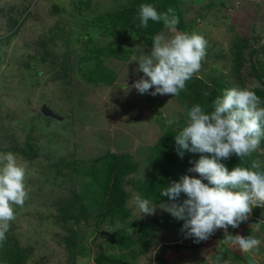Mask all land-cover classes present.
<instances>
[{
  "label": "rangeland",
  "instance_id": "1",
  "mask_svg": "<svg viewBox=\"0 0 264 264\" xmlns=\"http://www.w3.org/2000/svg\"><path fill=\"white\" fill-rule=\"evenodd\" d=\"M75 1L79 0H0V154L16 155L17 162L26 168L25 186L29 189L23 207L13 206L15 219L9 222L10 238L18 242L25 255L19 264H97L102 254L119 251L110 247L108 237L101 233L111 234L117 228L126 230L135 241L128 257L131 264H169L166 260L173 261L167 256L168 248L173 246L177 264H224L225 260L228 264H264V207H252L248 218L252 215L257 220L247 219L236 228L229 226L227 234L217 229L200 241L188 235L184 220L160 208L162 203H155V214L141 215L134 199L138 194L135 184L149 171L150 149L163 134V123L185 127L190 109L172 94L153 96L150 93L154 88L140 94L132 87L144 76L137 71L136 57L150 54L152 48L142 41L126 42L133 44L134 53L128 62L116 66L119 78L112 86L96 87L85 82L76 67L86 50L71 31L88 32L97 43L119 40L102 35L101 29L86 20L130 0H92L83 11H77ZM180 5L187 27L182 32L195 31L207 41L206 57L192 77L209 85L219 78L232 86L264 91V72L258 70L257 77L250 75L252 62L247 61L239 78L233 60L236 42L244 46L246 59L249 55L255 62L264 59V0H181ZM11 17L25 20L17 28L10 23ZM161 32L173 35L168 29ZM43 41H47L46 47L41 46ZM74 48L72 68L64 72L60 58ZM45 50L49 54L44 61L41 56ZM44 104L63 119L46 116L42 112ZM26 147L36 154H21ZM260 149H264V138ZM109 150L129 153L139 162L138 170L123 183L124 190L131 193L126 205L131 213L126 222L118 218L101 220L98 229L93 215L83 218L86 221L75 227L81 234V246L73 261L63 241L71 218L65 220L58 206L81 194V180L75 168L70 170L71 162L88 165ZM249 157L250 161H264V151ZM256 223H261L258 230H252ZM227 235H252L262 243L259 251L246 253Z\"/></svg>",
  "mask_w": 264,
  "mask_h": 264
},
{
  "label": "clouds",
  "instance_id": "2",
  "mask_svg": "<svg viewBox=\"0 0 264 264\" xmlns=\"http://www.w3.org/2000/svg\"><path fill=\"white\" fill-rule=\"evenodd\" d=\"M139 27L147 28L149 21L163 22L165 32L156 34L152 40L151 52L136 57L137 71L144 76L132 85L140 94L178 96L185 89L186 81L199 72L201 61L206 57V39L193 31L176 30L179 20L172 8L158 13L154 5L141 4L138 10ZM264 101L250 86H233L224 90L222 97L214 101L213 110L208 113L196 104L188 111L186 126L175 136L177 154L182 158L185 151L206 153L195 162L190 172L195 176L182 175L179 181H172L162 192L168 204L159 207L173 217L184 220V229L200 240H206L217 229L227 234L229 226L236 228L246 221L252 207H264V161L253 159L251 167L236 166L231 171L221 163L233 154L239 159L251 156L260 149L264 138ZM26 168L17 162L12 152L0 154V242L6 240L10 221L15 219L14 205L23 207L29 189L25 186ZM206 180L207 183L202 181ZM186 196L182 202L179 197ZM135 204L141 215L155 214L157 205L139 194ZM261 223H256L258 230ZM233 244L243 252L259 251L260 239L250 235H227ZM224 264H228L225 260Z\"/></svg>",
  "mask_w": 264,
  "mask_h": 264
},
{
  "label": "trees",
  "instance_id": "3",
  "mask_svg": "<svg viewBox=\"0 0 264 264\" xmlns=\"http://www.w3.org/2000/svg\"><path fill=\"white\" fill-rule=\"evenodd\" d=\"M92 0L75 1L74 7L77 11H83L84 8L91 6ZM181 0H130L129 3L115 4L114 8L107 10L103 14L94 15L86 20L91 23L96 29H101L100 32L104 36H117L118 39L109 40L108 42H99L90 36L89 33H75L77 41L83 44L86 52L82 53L77 60V70L80 77L91 85L96 87H110L119 78V73L116 70L117 65L122 62H128L132 59L134 53L133 44L126 43L127 41H142L145 44H152L153 37L160 33L164 28L163 22L149 21L147 28L139 27L138 10L141 4L154 5L158 13L166 12L168 8L174 10L178 17L177 31H186L185 20L183 16ZM13 10V7L10 8ZM211 9H215L212 8ZM73 12V11H72ZM71 14H76L71 13ZM25 20V17L24 19ZM14 17L10 18V23L19 26L23 23ZM60 29V26H59ZM58 33V32H57ZM111 34V35H110ZM54 36V35H53ZM52 36V37H53ZM87 36V37H84ZM96 41V43H95ZM129 44V45H128ZM47 41H43L41 46L46 47ZM255 49V48H254ZM256 50V49H255ZM76 50H66L60 56H55V59L60 58L59 66L63 71L71 70V57ZM264 52V49H261ZM49 51L41 56V59H46ZM233 60L235 62V70L238 77H242L241 68H243L247 61L252 62L249 69L250 75L258 76V70L264 72V59L259 62L253 60V56L249 55L246 59L245 49L241 43L236 42L233 51ZM255 73H254V72ZM233 87L232 84L226 83L217 78L212 85L199 79L192 77L186 81L184 90L180 91L178 96H174L183 106L191 109L192 106L199 104L210 113L213 110L214 101L218 97H222L224 90ZM256 94L264 101V91L260 88L253 89ZM164 132L158 141L151 147L150 153L147 156V164L149 171L138 179L135 184V189L143 199H148L154 203H165L167 197H163L161 192L172 181H179L180 176L198 174L190 172L189 169L194 167L201 155H209L206 153H191L185 151L181 158L176 151L175 136L184 128L181 125L163 123ZM24 156H32L36 154V150L31 151L25 148L21 151ZM250 157H244L242 160L234 154L228 159H221L229 171L234 167H251ZM138 161H133L131 154L122 153L117 154L115 151L109 150L103 155L93 158L90 164H80L77 160L71 162L70 170L77 172V177L81 180V194L77 193L71 202H62L59 206L61 216L67 220L69 227H67L68 235L63 237V241L68 248L71 255V260L77 257L78 249L80 248V235L76 228L81 225L88 215H93L95 220V227L98 229V223L101 220L116 218L126 222L130 216L131 209L127 208V199L131 195L123 188V183L132 173L138 170ZM206 181V180H205ZM207 182V181H206ZM186 199V196L181 193L179 202ZM74 208V209H72ZM249 220H257L252 215ZM10 229L6 233V240L0 242V262L4 264H19L24 260V252L18 245V242H13L10 238ZM101 232V231H100ZM140 232H143L141 229ZM108 237L109 245L112 248L118 249L116 252H106L96 260L97 264H128L132 263L128 257L130 255L131 247L135 244L132 235L127 234L126 230L117 228L114 233L108 234L105 231L101 232ZM141 234V233H140ZM146 238V236H144ZM79 239V240H78ZM181 246V245H180ZM199 244L197 245V247ZM136 254V252L134 251ZM135 259V258H134ZM7 261V263L5 262ZM132 261H134L132 259ZM135 263V262H134Z\"/></svg>",
  "mask_w": 264,
  "mask_h": 264
},
{
  "label": "water",
  "instance_id": "4",
  "mask_svg": "<svg viewBox=\"0 0 264 264\" xmlns=\"http://www.w3.org/2000/svg\"><path fill=\"white\" fill-rule=\"evenodd\" d=\"M42 112L46 116H51L57 119H63L62 115H58L48 104L42 105Z\"/></svg>",
  "mask_w": 264,
  "mask_h": 264
},
{
  "label": "crops",
  "instance_id": "5",
  "mask_svg": "<svg viewBox=\"0 0 264 264\" xmlns=\"http://www.w3.org/2000/svg\"><path fill=\"white\" fill-rule=\"evenodd\" d=\"M198 243L199 242H197V245H198ZM211 246V245H210ZM174 247V246H173ZM173 247H170V248H168V253H167V256L169 255L170 257H171V260L173 261V262H171L170 263V260L168 259V260H166V262L167 263H169V264H177L175 261H177V259H175V258H177L174 254H173ZM152 264H155V263H152Z\"/></svg>",
  "mask_w": 264,
  "mask_h": 264
}]
</instances>
